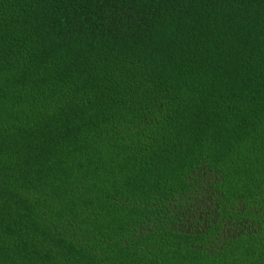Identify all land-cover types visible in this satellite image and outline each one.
<instances>
[{
	"label": "trees",
	"instance_id": "16d2710c",
	"mask_svg": "<svg viewBox=\"0 0 264 264\" xmlns=\"http://www.w3.org/2000/svg\"><path fill=\"white\" fill-rule=\"evenodd\" d=\"M0 264H264V0H0Z\"/></svg>",
	"mask_w": 264,
	"mask_h": 264
}]
</instances>
